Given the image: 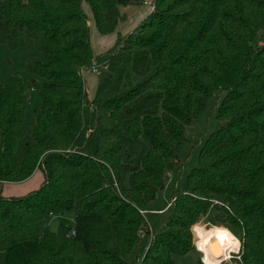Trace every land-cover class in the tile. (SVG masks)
I'll return each instance as SVG.
<instances>
[{
    "label": "trees",
    "instance_id": "1",
    "mask_svg": "<svg viewBox=\"0 0 264 264\" xmlns=\"http://www.w3.org/2000/svg\"><path fill=\"white\" fill-rule=\"evenodd\" d=\"M138 1L0 0V43L44 55L27 60V86L0 81V181L42 174L25 194L0 193V264H175L187 253L206 264L192 242L199 221L239 239L233 264H264V0H153L94 56L82 3L107 34L119 5ZM105 57L88 98L81 71ZM34 76L45 81L26 129ZM215 95V128L154 229L140 210Z\"/></svg>",
    "mask_w": 264,
    "mask_h": 264
},
{
    "label": "rangeland",
    "instance_id": "2",
    "mask_svg": "<svg viewBox=\"0 0 264 264\" xmlns=\"http://www.w3.org/2000/svg\"><path fill=\"white\" fill-rule=\"evenodd\" d=\"M82 4L84 11L86 12L87 16L91 19L92 15L89 5L86 2H83ZM141 4H144L143 0H141ZM91 31L92 32L90 34L91 35L90 38L92 43L96 46L97 44L100 43V41L95 37L98 36L99 33H97L94 24H93V29ZM263 39H264V30L259 33V40L263 41ZM110 42L108 46H105V49H109L113 45L114 40ZM33 55L42 58L44 57V55L38 50L30 52L28 47L25 44L21 43V41L18 42L15 48L10 47L7 43H0V81H6L9 79L10 76L17 75L22 78L25 86L31 83L30 78L32 77V75L29 74L26 68V62ZM104 60L106 59L105 58L99 59V61L101 62ZM87 72L89 74H92V72L88 69ZM93 77L94 79L97 80L98 83L99 76L93 74ZM44 81L45 80L43 78L35 77V81H34L35 85L32 87V89L29 88L27 89L29 101L27 103V109L23 121V125L26 129L28 128V122L30 120L31 115L33 114V111L36 108H39L41 104V99L35 86H41ZM89 95H93V92H89ZM217 103L218 100L215 95L210 100V104L208 108L205 110V112L202 113L196 119L195 123L192 125V128L189 131H187L188 140L185 142V144L182 146L179 152V157L181 161L178 168L167 173L168 179L166 185L162 189H158L156 191V196L154 200L147 205L146 207L147 211L146 213H144V216L147 219V222L149 223L150 227L154 229H159L162 226L164 220L170 214V208L167 207H168V203L171 202V198L173 194L182 190L184 180L186 178L189 169L193 166L198 165V151L200 149V146L203 140L205 139V137L207 136V134L212 129L215 128V124H216L215 108ZM41 180H42L41 171L37 170L30 176V179H28V181H25V184L23 186L18 185L21 187L18 188L17 186V188L10 190V193L11 195L25 194L28 191L38 187ZM58 223H59L58 218L54 217L50 219L47 224L51 230L56 231L58 228ZM201 225L206 226V228L212 227L211 224H207L204 223L203 221H199L198 225H196L197 227L195 228V231L198 230L199 226ZM195 231L193 232V234L195 235V240H197L198 234L196 235ZM193 234H192V242L194 248L198 250L195 244ZM142 243L146 244L147 238H143L141 240V245ZM198 252L202 260V253L199 250ZM236 253L237 252H232L228 258L224 259L222 262H219L218 264H233V260L235 257L234 254ZM132 256L133 255H131L129 258H131ZM195 260L196 257L193 253H187L185 255H175L174 257L175 264H195Z\"/></svg>",
    "mask_w": 264,
    "mask_h": 264
},
{
    "label": "crops",
    "instance_id": "3",
    "mask_svg": "<svg viewBox=\"0 0 264 264\" xmlns=\"http://www.w3.org/2000/svg\"><path fill=\"white\" fill-rule=\"evenodd\" d=\"M118 9H119V13H120L121 17L119 18L117 25H116V28L113 32L107 33V34H100L96 29L97 33H99V34H98V36H95V37L100 41V43L95 46L91 41V46H92V51H93L94 56L105 52L107 50V49H105V46H108V44H110L111 43L110 41H112V40H114V42H115V39H116V36L118 33L119 34H125L129 31H131L151 11L147 4H141V0H139L137 3H130L127 5H119ZM91 15H92V13H91ZM88 24H89V31L91 34V32H92L91 30L93 29V24H94L93 17H91V19L88 17ZM94 26H95V24H94ZM90 37H91V35H90ZM90 40H91V38H90ZM114 42H113V44H114ZM105 59L107 60L106 57H105ZM93 61H95L96 63L101 62V61H99V59H94ZM87 73H88L87 69H83L81 71L82 77L86 83L87 96H88V98H92L94 95L96 86H97V80L94 79V77H93L94 73L93 72H92V74H89V73L87 74ZM89 92H93V95H89ZM28 179H30V177ZM28 179H26L25 181H28ZM25 181L19 182V183H7V182H1L0 181V193L5 195V196H9V195H11L10 190L17 188L18 185L23 186L25 184ZM21 186H18V188ZM3 190H5V191H3Z\"/></svg>",
    "mask_w": 264,
    "mask_h": 264
},
{
    "label": "bare ground",
    "instance_id": "4",
    "mask_svg": "<svg viewBox=\"0 0 264 264\" xmlns=\"http://www.w3.org/2000/svg\"><path fill=\"white\" fill-rule=\"evenodd\" d=\"M195 232L198 234L195 244L202 253V261L206 264H218L232 252L239 250V239L225 226L212 225L211 228H206L201 225Z\"/></svg>",
    "mask_w": 264,
    "mask_h": 264
},
{
    "label": "built area",
    "instance_id": "5",
    "mask_svg": "<svg viewBox=\"0 0 264 264\" xmlns=\"http://www.w3.org/2000/svg\"><path fill=\"white\" fill-rule=\"evenodd\" d=\"M143 3L149 5L150 10H152L154 7L153 0H143ZM107 66H108L107 60H104L100 63H96L95 61H92L91 65L87 69L93 72L94 74L99 75L102 70H105L107 68ZM140 211L144 215V213H146L147 210H140ZM71 233H74V230H71ZM139 235L141 237L144 235L143 230L139 231Z\"/></svg>",
    "mask_w": 264,
    "mask_h": 264
},
{
    "label": "water",
    "instance_id": "6",
    "mask_svg": "<svg viewBox=\"0 0 264 264\" xmlns=\"http://www.w3.org/2000/svg\"><path fill=\"white\" fill-rule=\"evenodd\" d=\"M34 80L32 79V82H33ZM155 189V188H154ZM203 262V261H202Z\"/></svg>",
    "mask_w": 264,
    "mask_h": 264
}]
</instances>
